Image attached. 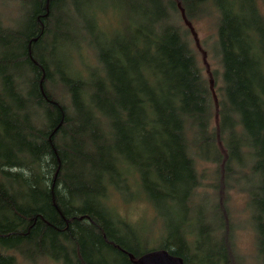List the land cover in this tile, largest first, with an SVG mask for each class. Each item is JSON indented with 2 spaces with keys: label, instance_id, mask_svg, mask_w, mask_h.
<instances>
[{
  "label": "trees",
  "instance_id": "16d2710c",
  "mask_svg": "<svg viewBox=\"0 0 264 264\" xmlns=\"http://www.w3.org/2000/svg\"><path fill=\"white\" fill-rule=\"evenodd\" d=\"M13 1L0 3V264H136L156 248L250 264L233 249L234 188L264 264V0ZM209 8L216 87L183 23ZM110 192L142 196L150 228Z\"/></svg>",
  "mask_w": 264,
  "mask_h": 264
},
{
  "label": "rangeland",
  "instance_id": "374dc122",
  "mask_svg": "<svg viewBox=\"0 0 264 264\" xmlns=\"http://www.w3.org/2000/svg\"><path fill=\"white\" fill-rule=\"evenodd\" d=\"M259 5L261 6V2ZM2 5V11L4 13L11 12L13 0H0ZM208 7V6H207ZM114 12L116 10L113 9ZM209 8L206 14L200 16L199 18H194L190 21L183 19V23L188 25V33L190 35V44L195 51L198 64L201 67L202 73L205 78L210 81L213 87L219 85V63L216 55V48L214 46V41L216 38V17L214 12ZM101 25L105 28L115 26L116 19L112 18L110 14H103L101 18L98 19ZM117 20L119 24V16L117 14ZM109 31V30H108ZM215 70V77H212L211 71ZM239 189L234 188L230 191V210L235 216L236 225L233 226L232 231V241L233 249L235 252L241 253L245 256L246 261L250 264L254 263L253 255L256 252L255 240H254V227L248 221V209L246 206V196L244 193L239 192ZM204 192L199 191L198 195L194 196V200L198 201L203 197ZM107 203L114 208V210L121 216L127 218L132 223L142 220L140 230L141 233L145 232L150 228V220L153 217L154 211L151 205L142 196L129 195L126 192L125 198H121L117 193L110 192ZM166 216L162 217V220L158 222L157 227L154 224L153 229L150 233L152 239L157 235V229H163L162 224L166 221ZM157 244L151 242L148 244L147 248H155ZM28 263V262H26ZM35 264V263H33ZM36 264H58L50 260H40Z\"/></svg>",
  "mask_w": 264,
  "mask_h": 264
},
{
  "label": "water",
  "instance_id": "95a60500",
  "mask_svg": "<svg viewBox=\"0 0 264 264\" xmlns=\"http://www.w3.org/2000/svg\"><path fill=\"white\" fill-rule=\"evenodd\" d=\"M136 264H184L181 257L173 255L164 249H150L140 255Z\"/></svg>",
  "mask_w": 264,
  "mask_h": 264
},
{
  "label": "bare ground",
  "instance_id": "6f19581e",
  "mask_svg": "<svg viewBox=\"0 0 264 264\" xmlns=\"http://www.w3.org/2000/svg\"><path fill=\"white\" fill-rule=\"evenodd\" d=\"M33 264V263H32Z\"/></svg>",
  "mask_w": 264,
  "mask_h": 264
}]
</instances>
